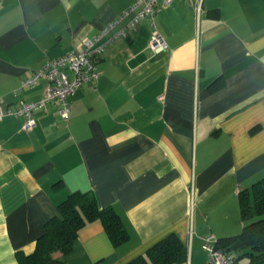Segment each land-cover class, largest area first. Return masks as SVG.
Returning <instances> with one entry per match:
<instances>
[{
  "label": "crops",
  "instance_id": "crops-1",
  "mask_svg": "<svg viewBox=\"0 0 264 264\" xmlns=\"http://www.w3.org/2000/svg\"><path fill=\"white\" fill-rule=\"evenodd\" d=\"M131 1L0 0L1 105L37 102L47 82L21 83ZM155 24L166 50H150L147 20L127 28L100 56L99 79L68 97L67 120L48 104L29 131L21 119L0 122V264L33 253L73 192L113 208L128 239L114 246L89 223L45 264H128L170 235L187 248L183 264H211L203 238L241 232L238 194L264 178V0H203L198 18L178 0ZM218 77L223 86L209 92Z\"/></svg>",
  "mask_w": 264,
  "mask_h": 264
},
{
  "label": "trees",
  "instance_id": "trees-1",
  "mask_svg": "<svg viewBox=\"0 0 264 264\" xmlns=\"http://www.w3.org/2000/svg\"><path fill=\"white\" fill-rule=\"evenodd\" d=\"M223 86L222 77L215 79L208 91ZM239 216L243 228L238 235L216 238L217 249L235 255L234 264L246 259V264H264V178L238 194ZM57 214L43 226L35 249L30 255L16 253L19 264H45L57 261L56 255L69 253L79 232L89 223L100 222L114 246L128 239L120 217L111 207L100 208L92 192H73L56 206ZM188 259L187 248L176 236L170 235L153 245L146 255L128 264H183Z\"/></svg>",
  "mask_w": 264,
  "mask_h": 264
},
{
  "label": "built area",
  "instance_id": "built-area-1",
  "mask_svg": "<svg viewBox=\"0 0 264 264\" xmlns=\"http://www.w3.org/2000/svg\"><path fill=\"white\" fill-rule=\"evenodd\" d=\"M178 0H132L129 7L115 20L109 22L92 38L86 39L80 50L68 52L58 58L45 60L40 68L21 83V88L36 86L40 81L47 82L42 97L37 102L19 100L14 108L4 107L0 103V122L7 117L22 120L21 129L29 131L36 125L33 112L37 108H45L48 104L57 107L58 116L67 120L69 117L68 97L86 84L96 82L100 77L98 62L107 45L116 38L125 37L126 29L147 20L151 28L149 48L154 53L166 50L164 38L156 28L155 17L162 10L170 7ZM194 5L198 18L203 0H189ZM122 21L125 27L115 36L104 40L110 31ZM216 238L206 236L201 248L208 255L211 264H234L235 255L223 252L215 247Z\"/></svg>",
  "mask_w": 264,
  "mask_h": 264
},
{
  "label": "rangeland",
  "instance_id": "rangeland-1",
  "mask_svg": "<svg viewBox=\"0 0 264 264\" xmlns=\"http://www.w3.org/2000/svg\"><path fill=\"white\" fill-rule=\"evenodd\" d=\"M202 253H203L204 256L207 255L204 251H202ZM245 260L246 259H241V260L237 261L235 264H246L247 262Z\"/></svg>",
  "mask_w": 264,
  "mask_h": 264
}]
</instances>
